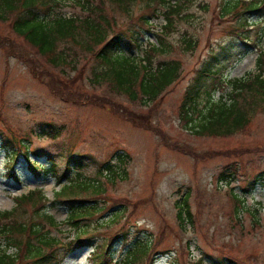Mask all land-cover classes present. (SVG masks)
Here are the masks:
<instances>
[{
  "label": "rangeland",
  "instance_id": "rangeland-1",
  "mask_svg": "<svg viewBox=\"0 0 264 264\" xmlns=\"http://www.w3.org/2000/svg\"><path fill=\"white\" fill-rule=\"evenodd\" d=\"M225 1L194 0L187 10L191 17L176 21L167 34L168 50L156 53L154 62L177 59L182 74L149 105L112 92L107 82L92 80L101 66L95 58L81 73L69 70L63 75L0 20V210L15 207L17 196L42 189L50 200L48 212L63 223L69 204L55 200L63 186L103 189L99 195L77 190L72 195L97 200L103 210L82 220L89 223L87 236L96 247L85 245L61 264H92L91 254L98 250L100 261L111 255L120 260L139 238H151L153 245L150 257L137 264H220L222 259L228 264H264V103L245 128L229 136L197 135L181 117L186 91L211 54L218 55L223 77L205 83L215 100L230 92L231 80L256 69L259 50L231 34L237 23L232 15L222 17ZM142 6H132L134 15ZM79 11L73 0L62 8L68 16ZM114 11L120 20L127 19ZM259 17L253 15L252 23H264V16ZM165 23L160 15L145 42L155 43ZM188 35L197 40L193 51L181 46ZM227 46L229 52L224 53ZM135 54L142 57L143 51ZM72 76H78L75 82ZM61 77L72 81L73 93L60 88L65 96L60 95L48 86ZM208 104L203 95L199 107ZM52 133L57 136L50 137ZM17 149L22 152L15 158ZM121 153L129 156L126 178L111 181L104 165L116 164ZM231 163L239 173L228 182L219 181V172ZM260 173L263 177L253 183ZM57 174L63 175L60 181ZM187 194L194 222L182 228L177 202ZM23 207L22 212L31 210L30 203ZM51 232L66 241L75 235L66 223Z\"/></svg>",
  "mask_w": 264,
  "mask_h": 264
},
{
  "label": "trees",
  "instance_id": "trees-1",
  "mask_svg": "<svg viewBox=\"0 0 264 264\" xmlns=\"http://www.w3.org/2000/svg\"><path fill=\"white\" fill-rule=\"evenodd\" d=\"M73 2L80 7V11L68 16L62 12L66 0H0V20L9 23L15 34L25 39L48 64L58 68L63 75L69 70L81 73L86 62L95 58L101 66L95 70L92 80L99 85L107 82L112 92L125 95L133 102H141L143 105L155 102L181 77L183 68L179 60L164 59L155 63L154 56L168 50L167 34L174 30L177 20L191 17L192 14L187 10L194 4V0H176L174 3L172 0ZM138 2L143 6L134 15L132 6ZM261 2L263 0H227L221 7L222 17L232 15L236 20L237 27H234L231 34L243 44L255 47L259 53L256 69L231 80L230 92L222 93L217 100L208 93L205 83L211 79H223L218 55L211 54L210 59L197 70L181 108L182 119L197 135H233L250 123L256 108L264 103V49L260 48L264 23L251 21L253 15L264 16V4ZM114 10L127 16V19L120 20ZM160 15L165 18L166 23L156 33L157 42L147 40V48L140 57L135 53L143 49L146 34L152 31L154 21ZM253 31L255 38L252 37ZM181 46L186 51H193L197 40L188 35L181 41ZM124 49L133 54H125ZM224 50V53H228L229 47ZM77 78L78 76H72L71 80L75 82ZM62 80L65 83H60ZM72 81L61 77L47 84L55 93L64 95L60 88L65 93H73ZM203 95H207L209 102L205 108L199 107ZM195 115H199L198 120ZM56 136L57 134H50V137ZM21 152V149H17L15 158ZM25 155L28 161V153ZM118 156L116 164L107 161L104 165L111 181L117 177L126 178L129 156L127 153ZM69 159L71 161L72 156ZM51 170L55 172L54 166ZM238 173L236 164H227L219 172L218 180L228 182L235 179ZM263 173L258 174L253 183H258L256 181L263 177ZM62 177L63 175H58V180ZM97 187L91 190L89 185H83L67 190V186H63L57 192L55 200L69 204L68 218L63 223H59L48 212L50 200L42 189L17 196L15 207L0 210V264H61L72 252L85 245L95 248L96 245L87 236L91 227L89 223H82V220H89L102 211L103 207L97 200L92 202L72 195H76L77 191H91L99 195L103 189ZM189 198L190 194H187L177 202V220L182 228L194 222ZM28 203L31 204V210L22 212L25 210L23 205ZM118 214L119 212L111 220L114 221L113 218ZM64 223L75 232L74 237L67 241L51 232V228L60 227ZM152 243L151 238L136 239L120 260H113L111 255L100 261L102 252L98 253V250L91 254V261L92 264H106L109 259L113 264H137L143 258L150 257ZM227 261L222 259L220 264H228ZM229 264L237 263L230 261Z\"/></svg>",
  "mask_w": 264,
  "mask_h": 264
}]
</instances>
